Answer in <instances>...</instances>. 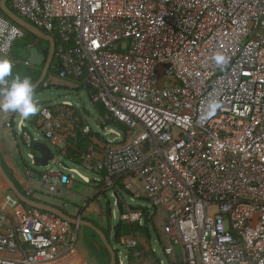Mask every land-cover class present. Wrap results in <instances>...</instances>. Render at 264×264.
<instances>
[{"label": "built area", "instance_id": "obj_1", "mask_svg": "<svg viewBox=\"0 0 264 264\" xmlns=\"http://www.w3.org/2000/svg\"><path fill=\"white\" fill-rule=\"evenodd\" d=\"M9 5L55 39L57 78L72 79L78 89L81 81L92 90V104H102L108 119L126 126L125 135L103 127L106 120L100 119L98 128L114 136L107 139L67 111L69 103L42 105L39 131L53 147L65 152L90 138L82 167L57 153L56 159L86 183L91 182L79 169L98 174L97 183L116 199L122 185L131 200L148 204L149 219L160 212L165 254L176 264V246L182 264H264V0H9ZM23 39L43 50L39 39L0 10V57L9 59ZM217 54L226 58L223 67L213 60ZM25 135L32 146L33 138ZM28 157L33 160L34 153ZM50 166L39 183L60 193L72 177ZM35 175L28 194H36ZM144 215L127 210L120 220L144 225ZM78 229L5 194L0 264L57 263L75 251ZM123 247L128 264H148L138 237H126ZM118 262L123 264L119 255Z\"/></svg>", "mask_w": 264, "mask_h": 264}, {"label": "rangeland", "instance_id": "obj_2", "mask_svg": "<svg viewBox=\"0 0 264 264\" xmlns=\"http://www.w3.org/2000/svg\"><path fill=\"white\" fill-rule=\"evenodd\" d=\"M30 44L28 39H23L16 42L13 52H12V60L20 62L22 64L24 62V47ZM42 46L41 49L46 50L48 45L44 42L40 43ZM9 60V59H8ZM15 68V66H14ZM19 69V68H17ZM22 69V68H21ZM26 69V68H25ZM37 77V76H36ZM75 88V89H74ZM78 87L71 83L68 80H59L56 78H50L46 84L42 87L41 92H39L35 97L34 101H40L42 105L54 106V105H62L65 102H71L74 109L72 112L76 114H81L86 123L92 127V129L101 134L102 136H106L107 139H113L114 136L109 134V130L99 129V114L94 108V105L91 102V99L86 90L77 89ZM79 90V91H78ZM26 131L30 134L33 140L48 142L42 133H39L35 130V128L26 123ZM21 130V129H20ZM141 132L140 128L135 130V133L138 134ZM24 135L23 140L21 141L18 137ZM15 139L18 143V155L16 153L17 164L15 167V171L26 186V190L29 188V184L32 181V175L35 173V178L33 182V188L36 191L34 197L37 200H40L45 203H49L58 208L64 209L66 212L71 214L74 217H82L86 220H90L94 222L97 226L102 227L104 229L108 228L107 226V212L108 206L112 207L115 210V220L113 216V226L120 222V211L118 209L119 204H116L117 201L120 203L121 199H116L112 192H108L106 194H101L99 191L102 189L100 185L97 183L99 175L94 172L84 171L83 169H79V172L88 177L91 183L84 182L79 176L72 174L69 170L64 169L61 166V160H54L51 162L50 167H56L62 170L66 175L72 177L71 183L66 186L60 193H50L48 189H43L39 183V174L46 172L49 168H40L36 167L33 164V160L28 157L30 150L28 146L25 144L28 141L26 140L25 132L22 130L20 134L17 133ZM134 137H131L129 141H132ZM20 153V155H19ZM2 154V153H1ZM60 161V163H59ZM14 177V176H13ZM26 180V182L24 181ZM102 187V186H101ZM0 188H2V193L0 195V200L4 197L5 194H9L6 191L5 185L0 180ZM123 196V195H122ZM123 199L126 200V203L135 209H147L148 204L144 201H136L131 200L129 196L124 195ZM166 211V210H165ZM216 212V209L210 210V213L213 214ZM114 213V212H113ZM150 239L147 235L144 234H135L145 249L147 253L146 259L148 264H176L175 258L173 255H166L165 250L168 248V243L166 240V236L163 231V216L160 212L155 215L153 219V226H150L149 229ZM97 238H96V237ZM111 240L113 242V246L116 251L119 253V257L123 264H128L126 260V249L123 245H118L114 241V232L113 230L110 232ZM93 243V245L102 246V242L98 235L95 234L93 230L88 227H80L78 229V242L76 245V251L81 252L83 254L79 259L75 258V251L71 254L68 253L60 262L55 264H104L103 259L97 253L94 252L89 244ZM149 247L154 249L155 254L152 255L150 253ZM178 264H182V253L179 246L175 247ZM96 255L99 257L97 258ZM107 261V260H106ZM86 262V263H85Z\"/></svg>", "mask_w": 264, "mask_h": 264}, {"label": "water", "instance_id": "obj_3", "mask_svg": "<svg viewBox=\"0 0 264 264\" xmlns=\"http://www.w3.org/2000/svg\"><path fill=\"white\" fill-rule=\"evenodd\" d=\"M0 10L12 20L14 23L22 27L27 33L36 37L41 42H44L49 45L48 53L45 55L43 50L37 48V46H30L29 49V57L27 59V64L33 67H39L42 69V74L39 80L32 84L33 85V92L34 97L37 95L36 91L43 87L48 78L51 71V68L55 62L56 58V42L55 39L49 36L44 31L40 30L39 28L32 25L26 19L19 16L16 12H14L9 5V0H1L0 1ZM28 80L32 83V78H28ZM37 111L35 115L30 117H35L38 114V108L42 106L40 101H34ZM32 149L34 153L33 164L36 167L46 168L51 164L52 161L56 159V155L51 148V146L47 142L43 141H33L32 142ZM66 168L69 166L66 163H63ZM0 180L5 185L6 191H8L11 195L15 196L23 205L26 207H31L35 209H39L42 211H46L52 213L68 222L72 225L80 228V227H88L93 230L96 235L100 238L102 244L107 248L108 252L110 253V264H118V254L110 242L108 236L104 233V231L97 226L95 223L85 220L81 217H73L69 213H67L64 209L58 208L54 205L49 203L42 202L40 200L31 198L28 194H24L21 189L15 184V182L8 176L7 172L4 170V166L0 161ZM145 223L147 224L149 219V213L144 215ZM120 229V224L115 225V238L118 236V231ZM98 250L101 251V247L96 245Z\"/></svg>", "mask_w": 264, "mask_h": 264}, {"label": "trees", "instance_id": "obj_4", "mask_svg": "<svg viewBox=\"0 0 264 264\" xmlns=\"http://www.w3.org/2000/svg\"><path fill=\"white\" fill-rule=\"evenodd\" d=\"M29 34V33H28ZM30 37H34L32 35L29 34ZM48 53V50L45 51V55H47ZM58 63H57V59L55 58V62H54V66L51 68V71H50V74H49V78H56L57 75H58ZM31 77V76H30ZM12 77H10V80H11ZM32 78V77H31ZM33 79V84L36 83L38 81L39 78H32ZM47 80V81H48ZM69 81H72L74 82L72 79H69ZM80 85V90H86L89 97H91V94H92V90L85 86L81 81L78 82ZM42 90V87L36 91V94H38L39 92H41ZM91 99V98H90ZM94 105V108L95 110L97 111V113L99 114V118L100 119H104L106 120V122L103 124V127H109V128H116V129H119L121 130L122 132H124V134L126 135V126H124L123 124L113 120V119H108L109 118V115H108V112L106 111V109L104 108V106L100 103H93ZM67 111L71 112V108H67L66 109ZM77 116L81 117L79 114H77ZM73 118H76V116H73ZM38 123H39V117L38 115L35 116V117H29V124H31L35 129L39 130V126H38ZM25 133H27L26 129L24 130ZM16 137L17 134H16ZM21 141L23 140L24 138V135L22 134L21 137H18ZM90 138H84V139H80L79 143L77 146H75L74 148L71 147V146H68L65 150V152H63L62 150H59L58 148H55V151L57 154L59 155H63L64 156V160L69 162V163H72L74 164L75 166H81V156L82 154L84 153V151L86 150V147L87 145L89 144L88 140ZM26 145H28L27 143H25ZM28 149L30 151H33L32 149V146H29ZM64 153V154H63ZM0 161L2 163V165L4 166V170L7 172L8 176L15 182V184H17V186L21 189V191L24 193V194H28V192L20 185L19 182H17L14 177H13V174L11 172V170L9 168H7L6 166V163H5V160L0 152ZM82 167V166H81ZM41 174H39L40 176ZM103 177V176H102ZM100 185V188H102L100 190V193L101 194H106L108 192H112L110 190H108L107 188L103 187L102 184L98 183ZM102 186V187H101ZM120 189H121V194L119 195L118 193H116V197L117 198H122L123 199V196L124 195H128L127 191L125 190V188L121 185L120 186ZM8 192V191H7ZM106 192V193H105ZM9 193V192H8ZM10 194V193H9ZM31 198H34V195L33 194H28ZM123 195V196H122ZM108 212H107V227L106 229L100 227L104 233L108 236L110 242L113 244L112 240H111V236H110V232L113 230L114 232V242L118 245H124V242L126 240V237L130 236V235H133L135 236V234H144V235H147L150 239V233H149V229H150V226L152 227L153 226V218L150 217V219L148 220L147 224H144V225H138V224H132V225H126L124 222H122L120 220L119 224H120V229L118 231V236L117 238H115V226H113V208L108 206ZM119 211L121 213H124L126 212L127 210H130V211H135L137 209L135 208H132V207H126L124 201H121L120 200V203H119ZM142 210L145 214L146 213H149L150 212V209H140ZM96 234V233H95ZM137 237V236H136ZM94 249V252H99L98 249H96L94 246H92ZM101 255L103 256H107L108 258V264H110V253L108 252L107 248H105V246L103 245L101 247ZM117 254L119 255L118 251H116ZM147 256V254H145ZM132 261V260H131ZM119 264V262H118Z\"/></svg>", "mask_w": 264, "mask_h": 264}, {"label": "crops", "instance_id": "obj_5", "mask_svg": "<svg viewBox=\"0 0 264 264\" xmlns=\"http://www.w3.org/2000/svg\"><path fill=\"white\" fill-rule=\"evenodd\" d=\"M41 45V44H40ZM48 45V44H47ZM42 47V46H41ZM48 48H49V45H48ZM29 49H30V44H27L25 47H24V50H25V54H24V62L22 64H20V62H17L16 60L13 61L12 58L10 57L9 60L11 61L12 65H13V76H20L21 78H40L41 74H42V69L39 68V67H33V66H27V59L29 57ZM15 66V68H14ZM19 68V69H17ZM22 68V69H21ZM26 68V69H25ZM31 76V77H30ZM37 76V77H36ZM6 80H9L10 81V77L6 78ZM39 80V79H38ZM71 82V81H70ZM73 83V82H71ZM33 84V79H32V83ZM74 84V83H73ZM0 87H3L1 85V82H0ZM75 89V88H74ZM78 89V88H77ZM79 91V90H78ZM70 104L71 105V109H74L73 105L71 102H65L64 104ZM62 104V105H64ZM81 116V114H79ZM81 118H83L81 116ZM22 121H24V124L26 126V123L29 122V119L27 120H24L22 119L18 114L16 113H11V112H6V111H3V110H0V152L2 153V156L5 160V163H6V166L7 168H9L14 176V179L20 183V185L26 190V186L24 184V182L22 180H20V178L18 177L16 171H15V167L17 164V159H16V153L18 155V143L16 141V134H20V129H21V126H22ZM7 124H10V128L7 126ZM25 126L22 127V131L24 132V130L26 129ZM36 131H38L39 133H41L39 130L35 129ZM29 134V133H28ZM30 135V134H29ZM35 141V140H33ZM48 143V142H47ZM51 148L53 149L54 153H56L55 151V147H53L50 143H48ZM20 155V153H19ZM63 163H66L67 162H64L62 161L61 162V166H63L64 169H68L66 168ZM68 165V164H67ZM69 166V165H68ZM70 167V166H69ZM62 171V170H61ZM63 172V171H62ZM64 173V172H63ZM65 174V173H64ZM88 178V177H87ZM26 182V180H24ZM4 193L2 191V188H0V195ZM126 202V200H125ZM126 207H130L127 203L125 204ZM119 209V208H118ZM139 210V209H137ZM113 216L115 217V210H113ZM121 214V212H120ZM71 215V214H70ZM72 216V215H71ZM74 217V216H73ZM82 218V217H81ZM155 218V216L153 217V219ZM84 219V218H83ZM86 220V219H85ZM115 220V218H114ZM90 221V220H89ZM92 222V221H91ZM94 223V222H93ZM96 237V236H95ZM97 238V237H96ZM89 246L91 247V249L93 250L94 248L92 246H94L96 249L97 246L96 245H93V243L89 244ZM103 246V244H102ZM101 246V247H102ZM106 248V247H105ZM94 251V250H93ZM99 251V250H98ZM99 256L102 257L103 259V263L104 264H108V258L107 256H103L101 255L100 251L97 253ZM83 254L81 252H77L76 249H75V258L79 259L80 257H82ZM97 258H99L97 255H96ZM107 260V261H106ZM62 261V260H61ZM60 262V261H59ZM86 263V262H85ZM55 264V263H54Z\"/></svg>", "mask_w": 264, "mask_h": 264}, {"label": "clouds", "instance_id": "obj_6", "mask_svg": "<svg viewBox=\"0 0 264 264\" xmlns=\"http://www.w3.org/2000/svg\"><path fill=\"white\" fill-rule=\"evenodd\" d=\"M217 66L223 67L226 58L223 55H214ZM12 77L6 87H0V110L16 113L27 120L35 115L37 108L34 103L33 85L26 78L13 76V65L7 58L0 57V82ZM219 106L218 104L216 105Z\"/></svg>", "mask_w": 264, "mask_h": 264}, {"label": "flooded vegetation", "instance_id": "obj_7", "mask_svg": "<svg viewBox=\"0 0 264 264\" xmlns=\"http://www.w3.org/2000/svg\"><path fill=\"white\" fill-rule=\"evenodd\" d=\"M53 66H54V64H53ZM53 66H52V67H53ZM67 213H68V212H67Z\"/></svg>", "mask_w": 264, "mask_h": 264}]
</instances>
